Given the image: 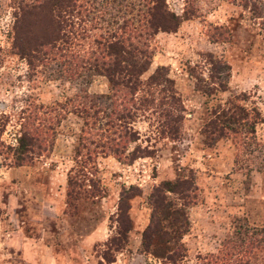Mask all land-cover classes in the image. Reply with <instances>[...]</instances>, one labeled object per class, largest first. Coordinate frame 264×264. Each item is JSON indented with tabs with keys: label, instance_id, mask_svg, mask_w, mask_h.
Returning a JSON list of instances; mask_svg holds the SVG:
<instances>
[{
	"label": "rangeland",
	"instance_id": "1",
	"mask_svg": "<svg viewBox=\"0 0 264 264\" xmlns=\"http://www.w3.org/2000/svg\"><path fill=\"white\" fill-rule=\"evenodd\" d=\"M32 1L0 0V264H161L143 250L141 234L150 221L153 188L178 178L194 183L195 198L185 205L189 199L170 195L165 227L175 229V208L188 218L180 239L184 255L175 264H225L224 240L244 248L233 264L238 258L264 264V0H166L175 14L194 15L176 31L154 36L152 61L140 79L158 65L168 68L180 104L181 117L171 118L178 132L170 133L160 108L145 102L129 120L135 132L127 131L133 140H122L120 157L86 149L78 155L84 131L97 133L105 119L91 127L67 110L78 95V103L109 106L107 78L89 71L72 79L59 58L17 54L15 39L26 27L19 7ZM118 1L123 6L122 0L95 4L108 16ZM133 1L138 9L143 0ZM75 29L82 31L78 24ZM222 81L225 90L217 86ZM158 85L137 97L159 103ZM236 95L249 114L256 109L263 117L255 138L206 144L202 125ZM35 127L46 133V150L38 155L36 144L29 163L12 166L7 147ZM248 241L260 245L248 249Z\"/></svg>",
	"mask_w": 264,
	"mask_h": 264
},
{
	"label": "trees",
	"instance_id": "2",
	"mask_svg": "<svg viewBox=\"0 0 264 264\" xmlns=\"http://www.w3.org/2000/svg\"><path fill=\"white\" fill-rule=\"evenodd\" d=\"M122 2L123 6L121 1H118L114 7L117 12L115 10V13H109L108 16L105 7L97 9L95 0H35L19 7L26 27L21 29L15 39L14 45L18 55L27 58L35 56L40 59H48L51 56L53 61L59 58L63 73L69 78H83L85 73L95 71L106 77L109 82L110 94L107 96L109 106L94 104L87 106L78 103L81 100V96L78 95L67 109L80 115L84 123L91 127L105 119L103 124L105 128L101 125L97 133L84 131L80 146L76 148L78 155L86 149L89 155L92 152L112 153L120 157L119 145L122 140H133L127 131L135 132L129 120H133L138 106H144L145 102H148L149 106L153 105V108L158 107V110L160 108V116H163L162 120L170 133L178 132V127L172 125L171 118L175 115L179 120L181 117L180 112V117L177 113L180 104L172 87L173 80L167 76L168 68L158 65L145 81H142L140 76L151 64L154 53L151 40L154 36L160 31H176L182 21L189 19L194 13L184 11L181 15L175 14L168 9L166 0H143L141 6H137L138 9H135L133 0ZM76 24L82 31L75 29ZM189 72L195 76L193 67H190ZM157 84H161L158 89L159 103H155L154 97L150 101L137 97L136 94L141 89ZM217 86L221 90L227 88L224 81L218 82ZM205 93L211 92L208 90ZM238 101L240 98L236 95L228 101L226 110L222 109L221 105L212 109L210 117L201 127L206 144L211 145V142L228 136L238 138L240 145L251 142L245 141L246 138H255V124L261 122L263 117L256 109L252 110L254 113L252 116ZM37 118L41 117L36 115ZM44 132L40 127H35V131L28 128L18 137L17 145L7 147L5 152L11 157L12 166L29 163L35 153L36 144H39L36 147L37 154H43L46 150L41 142L45 140ZM194 192V183L185 178L162 181L152 190L149 198L152 208L150 221L142 231L141 244L144 251L153 252L156 257L162 259L161 264H175L184 255V246L180 239L188 230V218L181 208L172 211L177 222L175 229L171 227V230L167 229L163 224L164 220L169 219L168 209L172 202L170 195H176L175 199L178 200L189 199L185 203L189 205L195 198ZM121 196L122 200L123 194ZM172 205L175 206L174 203ZM121 211L120 208V215L123 214ZM178 217H181V220ZM172 231L175 234L171 233ZM126 232L128 231H119L120 235L124 233L126 235ZM160 236L169 239L162 242L158 240ZM169 240L173 241L172 245H168ZM229 242L231 241L224 240L220 251L221 260L227 261L225 264H233L232 258L244 252V248L237 245V242H232L231 246L227 245ZM245 244L248 249L260 245L258 242L250 241ZM235 247L237 249H234ZM239 259L236 264H242Z\"/></svg>",
	"mask_w": 264,
	"mask_h": 264
}]
</instances>
